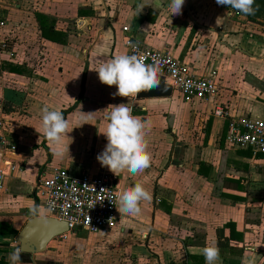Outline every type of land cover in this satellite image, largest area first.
<instances>
[{
	"label": "crops",
	"instance_id": "1",
	"mask_svg": "<svg viewBox=\"0 0 264 264\" xmlns=\"http://www.w3.org/2000/svg\"><path fill=\"white\" fill-rule=\"evenodd\" d=\"M169 3L0 0V43L12 38L24 55L9 62L28 71L21 76L0 70V121L6 139L17 147L11 153L0 146V168L6 173L0 223L19 232L33 218V202L45 207L35 187L50 169L72 176L98 174L108 105L128 103L132 114L143 118L151 153L144 172L115 173L120 195L136 183L151 193L150 201L140 203L141 214L118 212L111 231L58 237L44 253L22 254L23 264H195L192 256L205 264L201 249L214 241L218 264H264V155L227 146V123L213 116L222 108L231 117L264 120V20L249 21L216 0H185L181 14L171 15ZM36 14L53 17L55 29L67 35L66 44L44 40ZM123 27L143 46L171 56L197 77L212 79L215 97L186 100L175 90L163 98L114 95L116 87L101 84L94 70L102 60L128 54ZM1 54L0 62L5 60ZM45 107L69 110L64 118L69 131L73 128L68 133L72 143L66 141L70 158H57L41 132ZM81 113L94 114L80 126ZM236 234L241 241L227 240ZM64 243L71 257L61 253ZM17 248L15 237L0 234V261L11 264L9 256Z\"/></svg>",
	"mask_w": 264,
	"mask_h": 264
},
{
	"label": "clouds",
	"instance_id": "2",
	"mask_svg": "<svg viewBox=\"0 0 264 264\" xmlns=\"http://www.w3.org/2000/svg\"><path fill=\"white\" fill-rule=\"evenodd\" d=\"M185 0H170L169 10L171 15H180ZM218 5L228 6L244 15H253L256 9L253 7L254 0H216ZM143 6L138 7L137 15ZM134 47V46H133ZM146 56L139 54H119L115 57L102 60L94 71L98 73L99 82L108 87L115 86L117 91L114 95L119 97H137L142 91L152 90L160 85V61L151 64L146 63ZM105 117L106 129L103 135L107 140L104 150L96 157L102 167H106L111 173H119L127 170L131 174L144 172L150 167L151 153L146 139V123L140 116L132 114V107L128 103L108 105ZM81 112V111H80ZM94 113H81L78 123L80 126L83 119L91 118ZM41 132L47 137L57 158L69 156V145L72 139L69 137V122L62 112L42 109L40 119ZM79 126V127H80ZM66 141H71L67 143ZM151 200V193L142 183H136L123 191L119 197L117 211L130 216L141 214L140 203ZM51 206L40 207L35 205L29 209L30 215L38 223L46 227ZM24 250L15 249L9 256L11 264H23L21 256ZM205 264H218L220 249L214 241L201 249Z\"/></svg>",
	"mask_w": 264,
	"mask_h": 264
},
{
	"label": "built area",
	"instance_id": "3",
	"mask_svg": "<svg viewBox=\"0 0 264 264\" xmlns=\"http://www.w3.org/2000/svg\"><path fill=\"white\" fill-rule=\"evenodd\" d=\"M4 23L0 22V26ZM125 33L124 47L128 55L142 53L146 63L160 61L161 73L165 83L179 92L184 99L209 101L217 94V87L210 78L197 77L184 65L171 56L155 49L147 48L132 37L128 27ZM134 46V47H133ZM0 43V52L4 50ZM16 55L9 52L4 58L15 62ZM213 116L225 120L227 146L239 150H248L254 156L264 155V120L250 117H231L222 108H216ZM0 146L6 152L15 153L17 147L11 144L3 133V122L0 121ZM5 171L0 168V193L6 191ZM117 176L106 167L97 175L85 172L72 176L60 168H52L46 176L38 179L35 192L43 200L45 207L51 206L50 217L67 224L68 232L59 236L66 240L67 234L75 231H86L93 234L100 231H111L117 227L120 193Z\"/></svg>",
	"mask_w": 264,
	"mask_h": 264
},
{
	"label": "water",
	"instance_id": "4",
	"mask_svg": "<svg viewBox=\"0 0 264 264\" xmlns=\"http://www.w3.org/2000/svg\"><path fill=\"white\" fill-rule=\"evenodd\" d=\"M173 89L160 77V85L148 91L137 94V99L169 97ZM68 232L67 224L48 217L47 226H41L37 220L30 218L15 237L19 248L24 250L23 254L36 255L44 253L48 244L59 236Z\"/></svg>",
	"mask_w": 264,
	"mask_h": 264
},
{
	"label": "trees",
	"instance_id": "5",
	"mask_svg": "<svg viewBox=\"0 0 264 264\" xmlns=\"http://www.w3.org/2000/svg\"><path fill=\"white\" fill-rule=\"evenodd\" d=\"M228 7V6H227ZM253 7L256 9L255 13L253 15H244L242 13H239L240 15L244 16L247 18L249 21H254L257 19H263L264 20V0H254ZM234 11L235 9L228 7ZM237 12V11H236ZM80 16H83L85 13L83 11H80L78 13ZM35 19L38 25V29L40 31V35L44 40L53 42V43H58V44H66V39L67 35L61 31H57L55 29L56 21L53 17L43 15V14H36ZM0 70L5 73L9 74H14V75H26L27 74V69L25 68L24 65H16L13 64L7 60H2L0 62ZM69 111V110H68ZM63 112V116L68 112ZM228 228L230 229V234H235L234 227L231 224L227 225ZM0 234L2 235H11L13 237H16L18 234V231L14 230L9 224L7 223H0ZM242 236L236 234L235 237H231L227 239L228 241L233 240V241H241ZM220 246L223 247L225 246L224 244L220 243ZM193 263L195 264H200V261L198 260V257H191ZM0 264H4L3 260L0 261ZM201 264H204L202 261Z\"/></svg>",
	"mask_w": 264,
	"mask_h": 264
},
{
	"label": "rangeland",
	"instance_id": "6",
	"mask_svg": "<svg viewBox=\"0 0 264 264\" xmlns=\"http://www.w3.org/2000/svg\"><path fill=\"white\" fill-rule=\"evenodd\" d=\"M0 22H3L4 23V21H0ZM3 39L4 40L2 41V43H4L5 48H4V50H2L1 58H5L7 56V54H9V52H12L15 55L17 54L14 61H16V63L19 62L17 60V56H23L24 55L23 54V49L22 48H21V50L19 48L17 49V47L15 46V44L11 43L12 38L4 37ZM16 49L19 50L20 53L18 51H16ZM2 83H4V82L2 81ZM4 86H8V81H6L4 83ZM63 245H64V247H61L60 248L61 253L63 254L64 252H67V253L70 254V257H71L72 256V252L70 253L69 247H66L67 243H64Z\"/></svg>",
	"mask_w": 264,
	"mask_h": 264
}]
</instances>
